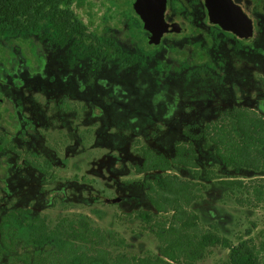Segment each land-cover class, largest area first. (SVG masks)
Wrapping results in <instances>:
<instances>
[{"label": "rangeland", "instance_id": "1", "mask_svg": "<svg viewBox=\"0 0 264 264\" xmlns=\"http://www.w3.org/2000/svg\"><path fill=\"white\" fill-rule=\"evenodd\" d=\"M113 2L74 0L73 4L81 5L82 20L92 31V27L97 25L100 29L101 25L105 26L123 14L122 6L117 5L115 8ZM19 33L17 28L6 32L0 29V64L3 67L7 65L6 68H10L11 72L25 65L40 70L42 66L54 61L63 62L62 53L59 52H63V48L55 40L48 39V22H44L38 29L29 28L26 33ZM208 37L206 40L161 41L164 54L161 53L158 58L174 67L164 81L156 69V65H159L154 58L156 51L151 49L156 48L155 44L144 40L143 44L150 49L146 46V50L139 51L136 43L128 39L121 41L124 50L137 53L140 61L146 56L150 62L143 61L144 68L147 67L149 73L151 71L159 75L164 85H172L176 81L172 86L179 96L181 115L175 126L153 120L152 116L145 120L112 115L85 118V115H78L74 109L87 111L83 101L75 100V105L72 100L61 102V93L53 94L52 90L58 86V82L50 83V89L46 88L47 84L42 82L43 67L38 73L39 78L36 75L28 79L25 88L21 90L25 98L26 115L31 116L34 122L38 118L42 120L39 135L50 149L53 164L48 171H44L43 179L37 186V190L42 192L41 199H33L28 205L32 209L21 215L19 221L11 213L21 207L12 200L0 202L6 208L0 215V242L4 240L8 246L1 249L0 264L18 263L15 255L23 253V256L36 257V260L39 255L54 247L52 241L45 247H37L31 241L30 228L25 225V221L33 216H42L50 228L63 218H80L107 233L116 232L126 241V246L122 249L108 247L113 254L121 251L131 258L158 254L160 244L155 235L156 227L168 215H156L154 219L142 220L137 218V213L152 211L149 185L163 173L137 174L135 167L142 163L143 149L172 158L178 146L192 148L193 166L177 165L171 173L197 184L196 193L199 197L191 205V210L197 214L200 227L215 228L221 239L229 240L235 246L252 245L259 248L264 244V180L260 179L263 173L236 169L221 162L215 155L214 145L204 134L206 125L216 120L223 121L222 112L227 108L228 112V103H232L225 101L228 97L234 99L236 95H241L242 103L236 107L264 115V57L246 52L245 56L239 58L231 50L233 40L229 35L220 32L214 38ZM212 40H215L214 43ZM217 42L220 44L216 45ZM259 45L254 43V46ZM50 49L55 52L54 56L49 54ZM201 49L224 60L225 66L214 69L211 68L214 63L212 60H199L197 51ZM192 55L196 59L194 62ZM206 61L207 64L200 69L193 68ZM72 62L73 59L69 58L68 64ZM144 81V77L138 78L136 86L132 88L133 82L123 78L119 80V85L131 90L141 109L149 111L151 107L148 102L139 95ZM114 94L119 93L114 91ZM196 103L200 112L211 110L212 113L205 119L200 114L191 113ZM106 105L111 107V101L108 100ZM125 108L133 112L136 106L130 103ZM38 109L42 115L37 116ZM226 121L236 132L234 121L230 118H226ZM6 174L0 172V183L10 176ZM223 180L241 181L246 189L225 186ZM63 185L67 189L62 191L60 199H52L46 193L58 192L54 190ZM2 188L6 190L7 187ZM0 196V199L4 198L3 194ZM100 196L118 197L122 201L110 204L100 200ZM10 236L12 242L9 244ZM196 264H229V249L221 244L210 247L205 258Z\"/></svg>", "mask_w": 264, "mask_h": 264}, {"label": "flooded vegetation", "instance_id": "2", "mask_svg": "<svg viewBox=\"0 0 264 264\" xmlns=\"http://www.w3.org/2000/svg\"><path fill=\"white\" fill-rule=\"evenodd\" d=\"M135 1L120 0V2H117V0H114L112 6L116 8L117 5H120L124 12L121 13L119 18H113V21H110L107 25H101L100 29L96 25L92 27L91 31L89 25L82 20L81 5L76 6L73 3H70L72 5L70 8L71 17L61 25L64 36L59 34V27L52 28L49 24L48 39L55 40L63 48V52L59 51L62 53L63 62L57 63L54 61L42 66L44 71L42 82L47 84V89H50V83L58 82V86H54L52 90L53 94L61 93V102L72 100L73 105H75V100L83 101L84 104H82L86 106L87 111L84 112L81 109L74 108L77 110L78 115H85V118L92 116L103 118L112 115L123 118L138 117L144 120L152 116L153 120L168 122L167 124L170 126L178 125L179 116L181 115L179 113L181 112L180 100L175 88L172 86L176 81L172 85H164L163 82L168 73L174 70V67L158 58L163 53L161 51V41L164 39L206 40L208 36V39L214 38L221 32L232 38L233 49L231 50L237 57L242 58V55L245 56L246 52L247 54L251 52L264 57V0H229L239 6L251 21L255 29V36L250 39H241L213 24L204 0H166L163 18L168 25L175 27L176 30L170 31L158 39L145 30L141 17L134 10ZM103 27H105L104 30H102ZM209 30L212 32L209 33ZM125 39L136 43L139 51L146 50L147 45L143 44L144 40L155 44L156 48L151 49L156 51L154 58L159 62L156 69L161 73L163 81L159 75H155L151 71L149 73L148 68H144L143 61L150 62L146 60V56L144 60L140 61L137 53L124 50L121 41ZM214 41L211 42L214 43ZM254 43L260 45L254 46ZM219 44V42L216 43V45ZM148 48L150 49V47ZM168 48L171 50L170 44ZM66 49L70 51L68 52ZM50 50L49 54L53 55L55 52L53 49ZM256 51L257 53H255ZM201 53L202 55L199 56ZM173 55L177 58L176 54ZM197 56L201 61L212 60L214 63L211 64V68L216 69L225 66L224 60L211 56L205 50H198ZM174 57L172 59L176 62ZM69 58L73 59L72 64H68ZM191 59L193 62L196 60L194 55L191 56ZM207 62L195 67L192 64V67L200 69ZM215 64H217L216 67ZM6 67L7 65L3 67L0 64V172L10 174V176L5 182L0 183V189L2 190L0 192L4 195L0 202L5 199L12 200L14 204L21 207L11 213V216L19 221L21 215L30 212V209H32L28 207L31 201L41 199L42 192L37 190V186L43 179L44 171L50 169L53 161L50 157V149L45 146L43 138L39 135L42 120L38 118L34 122L31 116L26 115L25 98L21 94V90L25 88L28 79L36 75V78L40 77L38 73L42 71V67L39 70L36 67L25 65L12 72L10 68ZM131 68H133L132 71ZM175 75L177 76V74ZM143 77L145 81L141 83L139 95L148 102L151 107L149 111L141 109V106L136 103L131 90L119 85V80L126 78L133 82L132 88H134L137 79ZM219 78L221 77L219 76ZM148 90L150 91L147 92ZM114 91L119 94H114ZM227 99L225 101H232V103H228L230 110L238 108L236 106H240L243 100L241 95H236L234 99L230 97ZM108 100L111 101V107L106 105ZM130 103L132 106H136L133 112H129L125 108V105H130ZM198 109L199 106L196 103L195 109L192 108L191 113L200 114L203 119L212 113L211 110L200 112ZM227 109L222 112V117L227 113ZM38 115H42L39 109ZM226 118L232 119L230 115ZM204 134L208 137L205 129ZM174 166L177 165H173L168 173L172 174L171 170ZM164 174L165 172H163ZM34 185L36 186L35 189ZM2 187L7 188L5 190ZM66 189V185H63L60 186V189L54 190L58 192L46 193L52 199H60L62 191ZM1 193L0 195H2ZM100 200L104 201L101 198ZM5 210V204H0V215ZM35 217L33 216L28 220ZM40 218L44 219L42 216ZM28 220L25 221L26 226H28ZM20 224L23 225V222ZM1 226L2 224H0ZM8 242L9 244L12 242V236H10ZM48 243L46 241L41 246H38L37 243L34 244L37 247H45ZM3 247H8L4 240L0 242V252ZM47 254L48 251L44 255ZM23 255L25 253L16 254L15 259L19 262L13 264H25L26 259L30 262H26V264L35 261L36 257L31 258Z\"/></svg>", "mask_w": 264, "mask_h": 264}, {"label": "trees", "instance_id": "3", "mask_svg": "<svg viewBox=\"0 0 264 264\" xmlns=\"http://www.w3.org/2000/svg\"><path fill=\"white\" fill-rule=\"evenodd\" d=\"M73 1L0 0V29L6 32L17 28L22 34L48 22L52 28L59 27V34L64 36L61 25L71 17ZM229 115L236 132L226 121ZM204 129L221 162L236 169L263 173L260 179L264 180V116L233 108L225 113L223 121L216 120ZM142 153V163L135 167L137 174L165 172L149 185L152 211L137 213V218L142 220L168 215L156 227L158 254L132 258L121 251L113 254L108 247L126 246V241L116 232L107 233L80 218H63L50 228L44 219L35 217L27 222L31 240L38 246L52 241L54 247L31 264H196L205 258L208 248L217 244L229 249V264H264V244L259 248L235 246L221 239L215 228L200 227L197 214L191 210L199 197L197 184L168 173L173 165L193 166L191 147L178 146L171 159L146 149ZM222 183L246 189L241 181L223 180ZM26 262L30 263L28 259Z\"/></svg>", "mask_w": 264, "mask_h": 264}, {"label": "water", "instance_id": "4", "mask_svg": "<svg viewBox=\"0 0 264 264\" xmlns=\"http://www.w3.org/2000/svg\"><path fill=\"white\" fill-rule=\"evenodd\" d=\"M166 0H136L134 10L141 17L145 30L160 39L164 34L176 30L167 24L163 18ZM213 24L218 25L225 32L241 39L255 36V29L245 12L229 0H204ZM110 204H119L120 198L100 197Z\"/></svg>", "mask_w": 264, "mask_h": 264}]
</instances>
